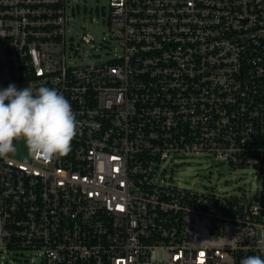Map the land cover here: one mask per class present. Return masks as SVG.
<instances>
[{"label":"built area","instance_id":"2783aa9c","mask_svg":"<svg viewBox=\"0 0 264 264\" xmlns=\"http://www.w3.org/2000/svg\"><path fill=\"white\" fill-rule=\"evenodd\" d=\"M76 1L0 0V90L55 88L78 121L65 156L33 160L20 146L0 158V259L19 248L39 264L264 256V0H109L118 51L97 63L67 29ZM200 152L219 171L255 169L259 197L158 178L166 159Z\"/></svg>","mask_w":264,"mask_h":264},{"label":"rangeland","instance_id":"374dc122","mask_svg":"<svg viewBox=\"0 0 264 264\" xmlns=\"http://www.w3.org/2000/svg\"><path fill=\"white\" fill-rule=\"evenodd\" d=\"M73 11L68 10L70 29L74 36L75 47L81 54L83 63H97L113 57L118 51L116 41L108 32L109 0H77ZM83 32L94 36V41H80ZM97 46L95 55L90 45ZM166 167L164 174H161ZM165 177V178H162ZM158 178L164 182H175L196 192H215L227 196L244 197L245 201H255L259 197L261 182L255 169L229 167L219 171L212 163L210 156L204 152L186 154L182 157L166 159L158 173ZM3 264H39L40 258L36 250L12 249L0 259Z\"/></svg>","mask_w":264,"mask_h":264},{"label":"clouds","instance_id":"9594fccd","mask_svg":"<svg viewBox=\"0 0 264 264\" xmlns=\"http://www.w3.org/2000/svg\"><path fill=\"white\" fill-rule=\"evenodd\" d=\"M77 134L76 114L57 89L9 84L0 90V158L17 155L23 146L27 157L51 162L71 151ZM258 250L264 253V242ZM240 264H264V256L250 255Z\"/></svg>","mask_w":264,"mask_h":264}]
</instances>
